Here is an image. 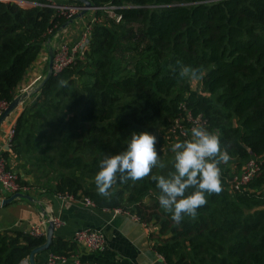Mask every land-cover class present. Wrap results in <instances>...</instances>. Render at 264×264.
<instances>
[{
  "label": "trees",
  "instance_id": "trees-1",
  "mask_svg": "<svg viewBox=\"0 0 264 264\" xmlns=\"http://www.w3.org/2000/svg\"><path fill=\"white\" fill-rule=\"evenodd\" d=\"M29 1L42 5L0 2V102L7 104L45 45L53 54L54 34L73 17L50 7L51 0ZM88 1L94 22L82 58L44 74L9 140L17 169L46 166L53 173L28 181L19 172L18 182L136 216L151 228V247L166 264H264V0ZM177 60L204 70L195 79L198 91L180 78ZM180 105L219 133L235 160L221 165L223 191L208 196L195 220L175 223L151 176L174 171L164 137L170 120L183 115ZM133 131L158 137L165 168L118 182L112 198H103L94 183L99 162L123 151ZM251 155L262 156L256 175L230 188L232 167ZM43 240L1 230L0 264H18ZM73 249L71 240L51 237L46 251Z\"/></svg>",
  "mask_w": 264,
  "mask_h": 264
},
{
  "label": "crops",
  "instance_id": "crops-1",
  "mask_svg": "<svg viewBox=\"0 0 264 264\" xmlns=\"http://www.w3.org/2000/svg\"><path fill=\"white\" fill-rule=\"evenodd\" d=\"M91 19H93V9H87L82 16L59 30L57 39L49 46L54 48L59 40L67 43L74 41L81 27ZM47 56L45 45L16 88L12 98L24 96L22 102H26L35 96V93H32L33 88L47 71ZM22 107L23 104L19 101L0 122V149L6 148L7 129ZM232 169L237 170L235 166ZM28 188L26 192L28 198L14 199L8 204L0 205V231L29 232L31 227L41 225L40 222L43 221L42 234H44L47 219H52V237L62 240L70 241L74 232L83 228L101 233L104 247L100 252H90L74 245L72 251L82 260L98 264H166L151 247V240L148 237L151 228L134 219L133 215L124 211L115 212L112 209L98 208L93 204L86 205L76 198L61 199L57 193L48 192L39 187L28 186ZM1 197L4 196L1 195ZM47 252L36 254L33 258L34 264H42ZM18 264H29L27 257L21 259Z\"/></svg>",
  "mask_w": 264,
  "mask_h": 264
},
{
  "label": "clouds",
  "instance_id": "clouds-1",
  "mask_svg": "<svg viewBox=\"0 0 264 264\" xmlns=\"http://www.w3.org/2000/svg\"><path fill=\"white\" fill-rule=\"evenodd\" d=\"M176 64L180 78L202 79L205 75L202 68L183 65L179 60ZM172 71L175 73L177 68L172 67ZM158 142L154 133L133 131L123 151L105 155L99 162L94 177L97 194L111 199L118 182L139 181L150 176L154 168H165L157 151ZM172 151L174 171L167 176H151L160 190L159 205L175 223L186 217L195 220L208 196L223 191L221 165L227 164L231 156L222 147L219 133L198 123L190 129V138L174 143Z\"/></svg>",
  "mask_w": 264,
  "mask_h": 264
},
{
  "label": "built area",
  "instance_id": "built-area-1",
  "mask_svg": "<svg viewBox=\"0 0 264 264\" xmlns=\"http://www.w3.org/2000/svg\"><path fill=\"white\" fill-rule=\"evenodd\" d=\"M49 6L59 12L65 13L68 16L73 15L79 11V7L76 5H68V3L58 4L56 1L51 0ZM0 2L14 3L19 6H30V5H42L34 1L29 0H0ZM109 16L114 18V21H118L120 16L117 14H112L110 9L112 6L107 7ZM94 9V8H93ZM94 22V17L84 26L81 27L76 39L72 42L58 41L53 50L52 59H51V71L57 73L63 68L74 63L75 60L82 58L84 51L87 49L89 34L91 24ZM55 37V36H54ZM28 101H31L28 100ZM26 101V102H28ZM26 102L20 101L24 104ZM7 106V103L4 101L0 102V113ZM183 110V115L180 117H174L170 120L168 127L166 128L165 133H167L166 138L175 137L178 139L190 138V129L195 126L197 123L203 125L204 121L199 115L193 117L189 110L185 109L184 105L179 106ZM13 123L7 129L6 139H5V149H0V196L7 197L13 193H24L28 192V185H24L18 182L19 171L17 168H14L16 164V157L14 153L11 152L9 148V140L13 132ZM4 152L7 154L4 155ZM262 156H249L244 160L240 161V164L237 170L232 169L231 176L228 180L229 187L234 190H239L244 187L257 173L258 171V161ZM57 196L61 199H75L71 194H60L57 193ZM4 197H1L0 200ZM83 204L91 205L92 203L85 198L79 199ZM115 212H120L118 208L112 209ZM134 219L138 220L136 216H133ZM52 220V219H50ZM53 222V221H52ZM41 225L33 226L30 228L29 232L33 236H43L44 223L40 222ZM147 227V226H146ZM71 242L74 245L82 249H86L90 252H100L104 247V240L100 232L88 228L79 229L74 232L71 237ZM42 264H98L96 262H88L82 260L78 257L73 251H69L66 254H55L52 252H47Z\"/></svg>",
  "mask_w": 264,
  "mask_h": 264
},
{
  "label": "water",
  "instance_id": "water-1",
  "mask_svg": "<svg viewBox=\"0 0 264 264\" xmlns=\"http://www.w3.org/2000/svg\"><path fill=\"white\" fill-rule=\"evenodd\" d=\"M76 4H70L68 3V5H76V6H80L81 8L79 9L78 12H76L73 17L69 20L68 23H71L72 20L82 16L87 9H93V5L88 1V0H76ZM56 3L58 4H61V3H64V2H60V1H56ZM62 27H66V23H64L62 25ZM47 71H46V74L44 76V78L50 73L51 71V59H52V54L47 51ZM38 88V86H36L35 88H33V90H36ZM32 92V90H31ZM30 93V92H29ZM24 97V96H23ZM22 96H16L14 98H12V100L7 104V106L3 109L2 113L0 114V122L4 119V117L9 113V111L19 102V101H22ZM29 196L27 194H24V193H13V194H10L9 196L7 197H4L0 200V205H5V204H8L10 203L11 201H13L14 199H19V198H22V199H26L28 198ZM52 228H53V222L52 220H47V223H46V227H45V231H44V234H43V237H44V240L41 244L33 247L29 253H28V256H27V260L29 262V264H34V261H33V258L36 254L40 253V252H43V251H46L48 249V246L50 244V240H51V237H52Z\"/></svg>",
  "mask_w": 264,
  "mask_h": 264
},
{
  "label": "rangeland",
  "instance_id": "rangeland-1",
  "mask_svg": "<svg viewBox=\"0 0 264 264\" xmlns=\"http://www.w3.org/2000/svg\"><path fill=\"white\" fill-rule=\"evenodd\" d=\"M50 7H52L53 8V6H50ZM79 8L78 9H80L81 7L80 6H78ZM54 9V8H53ZM108 14V13H107ZM74 15V14H73ZM68 16H70L69 14H68ZM54 36H55V38L57 37V34L55 33L54 34ZM57 39V38H56ZM55 40V39H54ZM56 44V43H55ZM41 79V78H40ZM37 85V84H36ZM35 85V86H36ZM189 85H190V88L191 89H195V90H197L198 91V89H199V85H197V80H195V79H190V82H189ZM167 134V133H166ZM164 138H166V137H164ZM178 141V138H175V137H169V141H166L165 142V145H167V146H171V145H173L174 143H176ZM172 150V146L168 149V153H170L171 154V151ZM235 159H231V161H234ZM14 168H17L16 167V164H15V166H14ZM19 172H21V173H23L24 175H26V177H29V179H28V181H32V176H31V178H30V175H32V174H36V175H40V176H42V177H47V175H46V173H47V171L48 172H50V174H52L53 173V171H52V173H51V171L48 169V168H46V166H39V167H34V165H28V166H26V168H24L23 166H20L19 165V168L17 169ZM28 175V176H27ZM44 175V176H43ZM44 181V178H42L41 179V181L40 182H43Z\"/></svg>",
  "mask_w": 264,
  "mask_h": 264
},
{
  "label": "bare ground",
  "instance_id": "bare-ground-1",
  "mask_svg": "<svg viewBox=\"0 0 264 264\" xmlns=\"http://www.w3.org/2000/svg\"><path fill=\"white\" fill-rule=\"evenodd\" d=\"M48 220V219H47Z\"/></svg>",
  "mask_w": 264,
  "mask_h": 264
}]
</instances>
